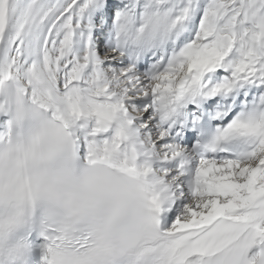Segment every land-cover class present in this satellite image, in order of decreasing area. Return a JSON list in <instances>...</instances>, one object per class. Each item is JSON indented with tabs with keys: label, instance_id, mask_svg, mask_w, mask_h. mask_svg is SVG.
I'll return each mask as SVG.
<instances>
[{
	"label": "snow or ice",
	"instance_id": "6c2138e0",
	"mask_svg": "<svg viewBox=\"0 0 264 264\" xmlns=\"http://www.w3.org/2000/svg\"><path fill=\"white\" fill-rule=\"evenodd\" d=\"M0 264H264V0H0Z\"/></svg>",
	"mask_w": 264,
	"mask_h": 264
}]
</instances>
